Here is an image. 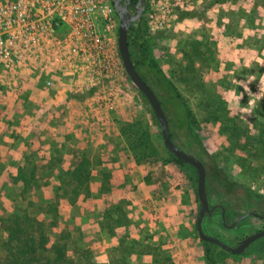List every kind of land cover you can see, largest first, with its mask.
Segmentation results:
<instances>
[{
  "label": "rangeland",
  "instance_id": "rangeland-1",
  "mask_svg": "<svg viewBox=\"0 0 264 264\" xmlns=\"http://www.w3.org/2000/svg\"><path fill=\"white\" fill-rule=\"evenodd\" d=\"M211 2L148 0L143 20L157 37L155 59L195 110L196 129L209 154L206 179L231 184L228 195L234 210L247 214L252 209L240 200V185L261 189L258 201L264 203V175L257 180L252 173L262 158L249 154L246 162L256 168L243 167L238 151L228 150L220 125L211 122L203 98L220 90L238 129L248 127L257 141L264 137V112H254L256 102L264 107V96L256 90L264 86V0ZM119 26L115 11L110 44L116 68L111 77L50 66L23 78L18 87L0 88V217L17 206L27 207L28 201L29 211L37 213L38 207L56 200L58 181L42 169V159L54 163L60 158V165L69 168L87 156L93 166L90 195L82 194L76 205L62 202L58 226L47 229L53 240L66 228L73 248L90 250L96 264H264V237L242 254L213 246L207 258V245L197 230V175L173 161L150 105L126 73L118 55ZM192 47L198 49L193 53L197 80L206 88L203 95L184 91L177 75L179 64L187 63L184 50ZM238 86L244 93L236 92ZM92 87L95 92L88 98L71 95L88 93ZM133 125L146 133L148 157L138 158L131 148L133 138L124 132L130 133L126 129ZM173 130L174 142L190 152L185 129L176 122ZM24 164L29 169L37 166L42 175L41 186L30 191L27 200L13 182L18 165ZM209 201L217 202L215 193ZM236 217L233 214L229 225ZM246 217L242 225L224 226L221 213L215 211L203 228L236 246L264 228L261 217Z\"/></svg>",
  "mask_w": 264,
  "mask_h": 264
},
{
  "label": "trees",
  "instance_id": "trees-1",
  "mask_svg": "<svg viewBox=\"0 0 264 264\" xmlns=\"http://www.w3.org/2000/svg\"><path fill=\"white\" fill-rule=\"evenodd\" d=\"M228 0H212L211 5L224 3ZM157 37L149 33L147 23L143 17L138 19L131 26L128 42L131 56L134 65L144 80L152 87L161 105L167 115L170 135L175 141V132L173 127L176 122L179 127L185 129L186 141L190 153L198 156L203 163L208 162L209 154L204 145V142L196 129V114L193 106L175 82H173L160 66L158 61L153 55V45ZM193 50L198 51L195 47L186 48L184 50V57L186 64H179L177 72L178 79L183 85V90L188 94L200 93L203 95L206 92L205 85L197 80L198 69L195 66L197 54ZM94 87L88 93H72L77 99H85L95 92ZM253 92L254 89L250 88ZM260 96H264V86L256 88ZM238 94L244 93L243 89L238 86L236 88ZM211 98H203L206 110H209L212 115L211 122L215 125H220L221 131L227 136L229 141V151H238L240 155V162L243 167L249 171L256 168V165H251L246 162L249 154L260 156L262 164L260 168L254 170L253 177L258 180L264 175V137L257 141L256 136L250 133V129H238V124L235 117L228 116L229 112L225 107L226 103L220 94V90L216 89L211 94ZM143 98L150 105L146 96L142 93ZM73 97V96H72ZM253 97V96H252ZM256 102V101H255ZM151 107V105H150ZM152 114L156 115L151 107ZM255 113H263L264 107L256 102ZM157 120V118H156ZM158 121V120H157ZM209 121V120H208ZM159 123V122H158ZM130 133L124 132L128 138H133L131 148L136 153L138 158L148 157L147 153L148 143L144 140L146 133L141 131L140 127L135 125L132 128L126 129ZM261 136H264V126L260 129ZM138 137V139H137ZM240 151V153H239ZM170 152V151H169ZM173 161L184 170L190 169L197 175L196 169L186 161L177 158L170 152ZM45 162L42 159V169L49 173V176L55 177L58 185L55 188L56 200L49 201L45 206L38 207V212L31 213L29 211L28 201L27 207L17 206L13 211L7 215L0 217V264H96L92 258L90 250L85 248H73L72 235L66 229L62 228L57 234L55 240L51 238L47 229L49 227L58 226V218L60 217V210L62 202L66 201L71 205H76L80 196L84 193L90 195V183L93 178L92 161L87 156L82 159L75 166L64 168L60 165V158H56V162ZM18 172L13 178L14 184L20 186L21 196L27 200V194L34 188L41 186L40 181L42 175L38 172L39 168L33 166L29 169L25 164L18 165ZM237 186V182H232ZM232 185V186H233ZM241 199L244 201L245 207H249L252 211H264V203L259 202L262 196L261 189H254L253 185L243 186ZM206 188L208 198L216 194L217 202L211 206L216 208L204 216L203 226H205V219L214 214L215 211L221 213L225 211L224 226H228L236 213L237 217L233 221L238 220L236 226L242 225L247 217H241L243 214L234 210L233 199L229 197L228 193L231 192V184H222L220 180H215L207 177ZM121 209V208H119ZM3 234H6V239L3 240ZM204 241V240H203ZM207 245L206 256L211 259L212 247L217 244L213 242H206Z\"/></svg>",
  "mask_w": 264,
  "mask_h": 264
},
{
  "label": "built area",
  "instance_id": "built-area-1",
  "mask_svg": "<svg viewBox=\"0 0 264 264\" xmlns=\"http://www.w3.org/2000/svg\"><path fill=\"white\" fill-rule=\"evenodd\" d=\"M115 11L113 0H0V88L50 66L111 77Z\"/></svg>",
  "mask_w": 264,
  "mask_h": 264
},
{
  "label": "water",
  "instance_id": "water-1",
  "mask_svg": "<svg viewBox=\"0 0 264 264\" xmlns=\"http://www.w3.org/2000/svg\"><path fill=\"white\" fill-rule=\"evenodd\" d=\"M114 5L116 12L120 18V26H119V34H118V47L122 57V61L128 74L130 80L134 83V85L146 96L148 99L156 118L159 122L162 137L164 143L168 150L175 155L177 158L182 159L192 165L197 171V194L199 197V201L201 204L199 215L197 218V230L199 236L202 240L206 242H213L222 248L226 249L229 252L235 254H242L246 251V249L256 240L264 237V228L258 230L244 239H242L236 246L229 245L225 241L221 240L220 238L207 234L203 228V219L207 213L213 211L216 206H211L210 201L207 194L206 188V167L203 161L193 153L187 152L186 150L182 149L178 146L170 135V127L167 115L161 105L159 98L157 97L156 93L152 89V87L144 80L141 74L136 69L128 42V35L131 29V26L134 22L138 20L141 16L142 9L136 15L131 14L128 11L127 6L123 5L120 0H114ZM250 214H257L255 211H251L247 214L242 216L245 217ZM259 216L264 217V213L260 214ZM223 222H225V211L222 212ZM238 220L233 222L230 227L236 226Z\"/></svg>",
  "mask_w": 264,
  "mask_h": 264
},
{
  "label": "flooded vegetation",
  "instance_id": "flooded-vegetation-1",
  "mask_svg": "<svg viewBox=\"0 0 264 264\" xmlns=\"http://www.w3.org/2000/svg\"><path fill=\"white\" fill-rule=\"evenodd\" d=\"M114 1V0H113ZM121 1V3L123 4V5H125V6H127V8H128V11L131 13V14H133V15H136L138 12H139V10H141L142 9V12H141V16L138 18V19H140L141 17H143V15H144V12H145V10H146V8H147V1L148 0H120ZM216 206V205H215ZM257 214H254V215H257L258 217H261V216H259L260 214H262V213H264V212H262V213H259V212H256ZM244 215V214H243ZM242 215V216H243ZM241 216V217H242ZM263 220H264V217H261ZM228 226H230V225H228Z\"/></svg>",
  "mask_w": 264,
  "mask_h": 264
}]
</instances>
